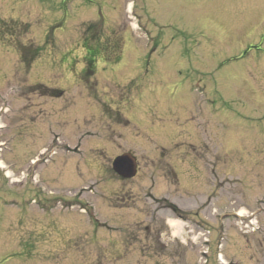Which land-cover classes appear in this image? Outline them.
Instances as JSON below:
<instances>
[{
    "label": "rangeland",
    "instance_id": "374dc122",
    "mask_svg": "<svg viewBox=\"0 0 264 264\" xmlns=\"http://www.w3.org/2000/svg\"><path fill=\"white\" fill-rule=\"evenodd\" d=\"M0 264H264V0H0Z\"/></svg>",
    "mask_w": 264,
    "mask_h": 264
},
{
    "label": "water",
    "instance_id": "95a60500",
    "mask_svg": "<svg viewBox=\"0 0 264 264\" xmlns=\"http://www.w3.org/2000/svg\"><path fill=\"white\" fill-rule=\"evenodd\" d=\"M115 172L123 178H131L136 175V158L130 153L118 156L113 162Z\"/></svg>",
    "mask_w": 264,
    "mask_h": 264
},
{
    "label": "trees",
    "instance_id": "16d2710c",
    "mask_svg": "<svg viewBox=\"0 0 264 264\" xmlns=\"http://www.w3.org/2000/svg\"><path fill=\"white\" fill-rule=\"evenodd\" d=\"M95 25H92L90 27L87 28L88 32H91V30L93 29ZM85 46L87 47L88 45L85 44ZM89 47V46H88ZM98 48L96 49H91L89 47L88 50V55L86 56V63L89 64V67L91 68V66L94 64L95 61V57H96V53H97ZM174 207V206H173ZM175 208V207H174ZM176 209V208H175Z\"/></svg>",
    "mask_w": 264,
    "mask_h": 264
},
{
    "label": "bare ground",
    "instance_id": "6f19581e",
    "mask_svg": "<svg viewBox=\"0 0 264 264\" xmlns=\"http://www.w3.org/2000/svg\"><path fill=\"white\" fill-rule=\"evenodd\" d=\"M1 167H3V168H4V166H2V165H1Z\"/></svg>",
    "mask_w": 264,
    "mask_h": 264
}]
</instances>
